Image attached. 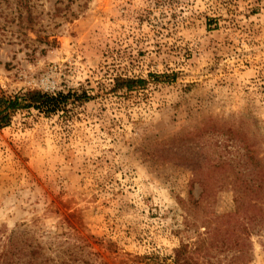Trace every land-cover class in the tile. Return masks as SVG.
Here are the masks:
<instances>
[{"label": "rangeland", "instance_id": "374dc122", "mask_svg": "<svg viewBox=\"0 0 264 264\" xmlns=\"http://www.w3.org/2000/svg\"><path fill=\"white\" fill-rule=\"evenodd\" d=\"M31 89L92 98L0 128V264H264V0H0Z\"/></svg>", "mask_w": 264, "mask_h": 264}, {"label": "trees", "instance_id": "16d2710c", "mask_svg": "<svg viewBox=\"0 0 264 264\" xmlns=\"http://www.w3.org/2000/svg\"><path fill=\"white\" fill-rule=\"evenodd\" d=\"M118 87L122 86L127 90H133L143 86L145 79H123L119 81ZM91 95L87 91L78 92V91H69L64 93L62 91L56 93H49L40 89H31L25 92H19L13 95H6L4 93L0 94V128L8 126L11 123V120L14 115L19 111L36 109L40 112L45 113L46 115H51L59 112L60 110H66L68 104L70 103H83L91 99ZM239 192L236 197V201H240L242 194L246 191H251L250 189H234ZM241 203V202H239ZM238 203V204H239ZM244 203H241L236 209V213L241 212V208ZM246 209H243V212ZM226 215H232L228 213ZM244 255L239 253L236 257V262L244 264L246 259ZM193 257V251L189 252L186 246H181L177 251L174 257L172 264H200L199 261L195 260Z\"/></svg>", "mask_w": 264, "mask_h": 264}]
</instances>
